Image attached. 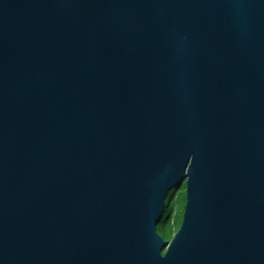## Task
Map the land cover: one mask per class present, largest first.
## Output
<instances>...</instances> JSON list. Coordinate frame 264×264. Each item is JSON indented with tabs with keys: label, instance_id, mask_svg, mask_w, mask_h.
<instances>
[{
	"label": "water",
	"instance_id": "obj_1",
	"mask_svg": "<svg viewBox=\"0 0 264 264\" xmlns=\"http://www.w3.org/2000/svg\"><path fill=\"white\" fill-rule=\"evenodd\" d=\"M0 264H264V0H0Z\"/></svg>",
	"mask_w": 264,
	"mask_h": 264
},
{
	"label": "trees",
	"instance_id": "obj_2",
	"mask_svg": "<svg viewBox=\"0 0 264 264\" xmlns=\"http://www.w3.org/2000/svg\"><path fill=\"white\" fill-rule=\"evenodd\" d=\"M185 185L178 189H172L166 199V208L163 217L157 227L158 233L165 240H172L182 224L183 212L186 201ZM182 206V214L178 209Z\"/></svg>",
	"mask_w": 264,
	"mask_h": 264
},
{
	"label": "rangeland",
	"instance_id": "obj_3",
	"mask_svg": "<svg viewBox=\"0 0 264 264\" xmlns=\"http://www.w3.org/2000/svg\"><path fill=\"white\" fill-rule=\"evenodd\" d=\"M182 206L180 205L179 209H178V212H179V215L182 214Z\"/></svg>",
	"mask_w": 264,
	"mask_h": 264
}]
</instances>
